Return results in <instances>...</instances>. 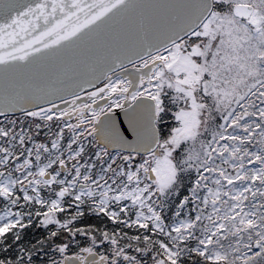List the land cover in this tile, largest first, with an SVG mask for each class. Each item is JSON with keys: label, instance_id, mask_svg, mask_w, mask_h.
Wrapping results in <instances>:
<instances>
[{"label": "snow or ice", "instance_id": "6c2138e0", "mask_svg": "<svg viewBox=\"0 0 264 264\" xmlns=\"http://www.w3.org/2000/svg\"><path fill=\"white\" fill-rule=\"evenodd\" d=\"M0 264H264V0H0Z\"/></svg>", "mask_w": 264, "mask_h": 264}]
</instances>
